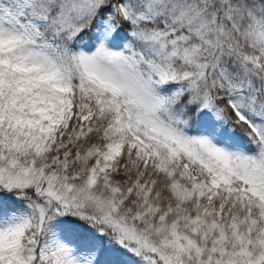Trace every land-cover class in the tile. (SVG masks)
<instances>
[{
  "label": "snow or ice",
  "instance_id": "obj_1",
  "mask_svg": "<svg viewBox=\"0 0 264 264\" xmlns=\"http://www.w3.org/2000/svg\"><path fill=\"white\" fill-rule=\"evenodd\" d=\"M0 264H264V0H0Z\"/></svg>",
  "mask_w": 264,
  "mask_h": 264
}]
</instances>
